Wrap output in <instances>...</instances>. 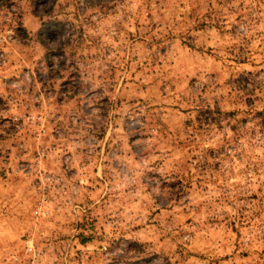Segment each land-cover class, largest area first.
Here are the masks:
<instances>
[{"label": "rangeland", "instance_id": "374dc122", "mask_svg": "<svg viewBox=\"0 0 264 264\" xmlns=\"http://www.w3.org/2000/svg\"><path fill=\"white\" fill-rule=\"evenodd\" d=\"M0 264H264V0H0Z\"/></svg>", "mask_w": 264, "mask_h": 264}]
</instances>
